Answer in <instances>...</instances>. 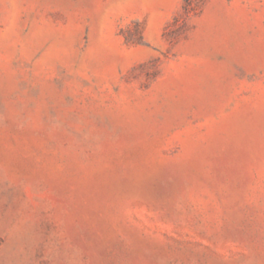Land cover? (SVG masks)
<instances>
[{"label": "rangeland", "instance_id": "rangeland-1", "mask_svg": "<svg viewBox=\"0 0 264 264\" xmlns=\"http://www.w3.org/2000/svg\"><path fill=\"white\" fill-rule=\"evenodd\" d=\"M0 264H264V0H0Z\"/></svg>", "mask_w": 264, "mask_h": 264}]
</instances>
